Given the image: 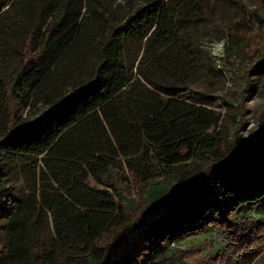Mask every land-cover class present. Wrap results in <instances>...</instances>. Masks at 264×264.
I'll return each mask as SVG.
<instances>
[{
    "label": "trees",
    "instance_id": "obj_1",
    "mask_svg": "<svg viewBox=\"0 0 264 264\" xmlns=\"http://www.w3.org/2000/svg\"><path fill=\"white\" fill-rule=\"evenodd\" d=\"M5 2L0 31L10 20L27 26V35L24 66L10 81L0 79V230L11 240L0 247V263L26 264L36 248L15 243L44 230L48 213L68 264H144L163 255L165 241L210 226L239 245L264 203V156L250 152L264 133V110L251 141L235 133L227 160L198 145L219 123L206 108L182 139L172 132L168 121L205 93L190 81L193 37L176 18L177 11L197 14L193 1L126 0L121 17L122 5L110 12L104 0ZM263 68L264 55L247 69L241 107L253 90L250 74ZM198 150L205 162L187 174L183 167ZM14 174L27 190L18 191ZM157 176L168 183L137 214L133 187ZM226 246L207 256L223 264ZM255 248L237 247L232 264ZM51 252L40 264L54 263Z\"/></svg>",
    "mask_w": 264,
    "mask_h": 264
},
{
    "label": "rangeland",
    "instance_id": "obj_2",
    "mask_svg": "<svg viewBox=\"0 0 264 264\" xmlns=\"http://www.w3.org/2000/svg\"><path fill=\"white\" fill-rule=\"evenodd\" d=\"M191 1L196 7L197 14L177 11L176 18H182L187 22L186 25L189 27L187 35L194 38L189 51V65L193 71L189 76L190 81L197 82V86L200 85L201 91L205 93L195 94V99L189 98L194 108L179 118L169 120L168 125L174 135L182 139L195 126L200 108H206L210 115L219 118V123L201 133L198 145L201 146L202 151L212 152L218 160H227L232 152L235 133L251 141L260 114L264 110V68L250 74L249 80L253 90L246 92L247 97L243 107L239 105L243 85L248 81L247 69L264 55V0ZM104 3L108 11L121 4L118 17L122 16L121 13L123 15L127 13L126 0H104ZM5 4V0H0V10L5 9ZM26 35L27 26L21 22L6 20L3 24L0 31L1 80L10 81L24 66L23 50ZM185 40L190 41L188 37ZM212 64L218 69L217 72L212 70ZM1 96L0 90V101H2ZM207 136L211 140L206 141ZM202 151L198 150L187 166L183 167L187 174H191L205 162ZM250 152L264 156V133L258 137ZM17 176L18 174H14L12 178L18 181V191L27 190V184ZM167 183L164 176H157L140 190L133 187L131 198L133 210L140 214L152 203L153 189L161 188ZM253 214L254 218L246 221L248 233L246 232L247 235L237 241L239 245H231L216 228L210 226L200 232H190L186 237L176 241H165L163 255L144 264L159 261L164 257L168 262L176 261L175 264H221L220 260L214 261L207 255L216 253L223 244L227 245L220 252H224L223 264H232L237 255V247L253 245L257 247L255 252L242 256L238 264H264V203L255 209ZM34 219L36 221V217ZM47 219L46 216L41 218L44 230H32L30 236L26 238V243L23 241L15 243V247L36 248L26 264H40L42 254L50 250H52L51 255L55 257L53 264L70 262L60 250L55 248L58 244L52 238L55 231L50 213ZM109 235L107 232L103 233L98 244H103ZM10 241L8 230L1 229L0 247H10Z\"/></svg>",
    "mask_w": 264,
    "mask_h": 264
}]
</instances>
